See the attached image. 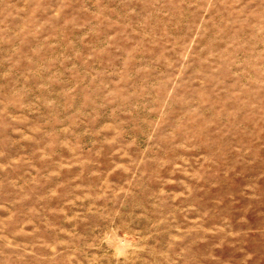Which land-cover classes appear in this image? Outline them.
<instances>
[{
  "label": "rangeland",
  "instance_id": "1",
  "mask_svg": "<svg viewBox=\"0 0 264 264\" xmlns=\"http://www.w3.org/2000/svg\"><path fill=\"white\" fill-rule=\"evenodd\" d=\"M0 264H264V0H0Z\"/></svg>",
  "mask_w": 264,
  "mask_h": 264
}]
</instances>
